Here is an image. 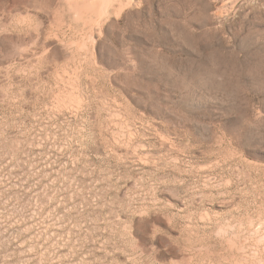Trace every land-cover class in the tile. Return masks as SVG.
I'll list each match as a JSON object with an SVG mask.
<instances>
[{
  "label": "rangeland",
  "instance_id": "374dc122",
  "mask_svg": "<svg viewBox=\"0 0 264 264\" xmlns=\"http://www.w3.org/2000/svg\"><path fill=\"white\" fill-rule=\"evenodd\" d=\"M0 264H264V0H0Z\"/></svg>",
  "mask_w": 264,
  "mask_h": 264
}]
</instances>
